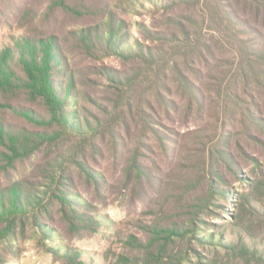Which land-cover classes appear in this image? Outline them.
<instances>
[{"label": "trees", "instance_id": "obj_1", "mask_svg": "<svg viewBox=\"0 0 264 264\" xmlns=\"http://www.w3.org/2000/svg\"><path fill=\"white\" fill-rule=\"evenodd\" d=\"M234 1L237 9L227 17L232 38L238 32H247L253 34L256 42L247 44L238 37L239 52L229 55L228 59H249L245 71L258 75L257 80L264 79V0ZM150 2L158 6V0ZM7 6L6 11L3 7ZM97 13L100 19L86 25L85 18ZM0 22L10 30L0 44V233L14 237L21 229L24 234L30 221V238L40 239L43 244L46 241V250L56 260L63 264H87L80 249L62 243L63 230L79 235L95 234L103 226V216L91 198L96 196L105 204L110 203L114 184L111 175L97 161L96 156L98 160L105 159L106 148L104 138L96 137V132L112 130L111 138L117 143L114 146H125V141L120 140L131 132V109L130 101L114 110L103 105L101 115L94 121L82 119L71 73L72 58L65 44L75 42L91 56L102 50L108 56L128 59L152 56L153 51L138 38L128 35L127 21L113 9L107 5L103 11L89 8L85 0H0ZM167 23L182 26L185 40L180 42L195 43L191 36L198 31L190 33L186 25L173 17H168ZM196 24L197 21L192 23L194 27ZM138 26L149 40H165L169 36L166 30L152 29L144 22ZM172 35L176 37L175 32ZM210 53L214 55L213 51ZM185 79L193 89L189 91L195 95L199 87L189 77ZM115 81L121 83V76L117 75ZM260 87L264 91L263 83ZM250 98V109L243 108L244 114L251 110L262 113L258 93L251 92ZM170 102L172 107L160 123L154 119V123L165 128V122L176 120L173 114H177L179 126H188L191 108L193 111L196 106L205 108L210 101L202 103L201 97H195L184 113L177 100L170 99ZM254 116V129L264 132V116ZM149 117L152 119L153 115ZM149 128L155 139L163 143L175 141L162 129L153 125ZM250 136L264 148V140L259 135ZM240 148L241 154L256 167V177L243 175L234 157L224 159L220 152L213 154L209 164L196 163L182 173L183 180L179 182L183 190L170 210L173 215L155 218L143 226L145 238L131 234L123 239L125 251L117 255L115 264H219L216 255L222 251L230 256L228 261L240 259L244 264H264V247H250L243 235L237 242L226 243L220 234L211 231L214 225L206 218L216 206L213 200L217 195L224 198L230 195L219 184L225 180L226 170L247 182L250 190L249 194L241 195L239 214L230 210L231 217L244 219L241 213L244 214L248 204L252 214L259 212L255 203L264 206V161L249 154L242 144ZM126 170L121 202L134 200L136 187L149 183L153 174L137 157L130 160ZM77 179L84 185L86 181V189H81Z\"/></svg>", "mask_w": 264, "mask_h": 264}, {"label": "rangeland", "instance_id": "obj_2", "mask_svg": "<svg viewBox=\"0 0 264 264\" xmlns=\"http://www.w3.org/2000/svg\"><path fill=\"white\" fill-rule=\"evenodd\" d=\"M234 2L158 0V6H155L150 0H85V6L89 8L103 11L107 5L109 9H113L118 17L127 21L125 31L128 35L138 38L140 43L153 51L152 56L128 59L108 56L102 50H98V55L91 56L78 48L75 42L65 44L66 51L72 58L71 73L74 75L82 119L94 121L96 116L101 115L103 105L114 110L125 107L130 101L131 109V132L125 135L124 140H120L125 141V146H114L117 143L116 139L111 138L112 130L109 132L105 129L103 132L100 129L96 132V137L104 138L106 148L105 159L98 160L96 156L97 161L111 175L114 184L110 203L105 204L96 196L91 198L103 216V226L95 234L84 232L79 235L63 230L62 243L80 249L83 252L82 259L87 264H115L117 255L125 251L123 239L131 234L145 238L143 226L153 222L155 218L173 215L170 210L176 205L178 193L183 190L179 182L183 180L182 173L192 169L196 163L209 164L213 154L220 152L224 159L234 157L236 167L242 169L243 175L256 177L257 169L241 154L240 144L249 154L264 161L263 146L250 136L254 133L264 140V132L255 130L252 123V115L257 118L264 116V91L260 87V84H264V79L261 77L257 80L258 75L245 71L249 59H228L229 55L239 52L241 46L238 37L247 41V44L256 42L253 34L247 32H238L237 37L232 38L227 17L237 9ZM3 8L7 11L8 6ZM168 17L186 25L190 33L198 31V34L191 36L195 43L180 42L185 40L184 30L180 24H168ZM99 19L98 13L94 14L85 18V24H94ZM195 21L197 24L194 27L192 23ZM139 22H144L155 30H166L169 32L168 38L149 40L147 34L139 29ZM172 32L176 33V37ZM9 33L10 30L0 22V44L4 35L8 36ZM117 75L121 76V83L115 81ZM186 76L199 87L196 89L197 95L189 91L193 89L189 87ZM254 79L258 82L257 87ZM234 91L238 93L234 95ZM251 92L258 93L262 113L251 110L245 115L243 108L250 109ZM195 97H201V102H210L205 108L196 106L194 111L191 108L187 116H190L188 126H179L177 114H173L176 120L172 123L170 120H163L167 121L166 128L154 123V119L160 123L163 115L172 107L170 99L177 100L184 113ZM150 115H153L152 119ZM116 116L119 117L118 113ZM150 125L172 135L175 141L165 140L163 143L161 139H155ZM118 130L121 131V128ZM133 157L150 167L153 174H150L149 183L136 187L134 200L129 198L126 202H121L119 197L120 191H124L123 177ZM224 179L219 184L228 189L230 195L226 198L217 195L214 198L216 206L206 216L214 225L210 226L211 231L220 234L222 241L226 243L237 242L240 235H243L250 247L263 248L264 206L252 202L257 205L259 212L252 214L248 204L244 208V214L241 213L244 219L231 217L230 210L239 214L241 195L249 194L250 190L247 182L240 181L229 170L225 171ZM77 182L83 190L88 186L86 181L85 185L79 179ZM157 212L166 214L158 215ZM26 225L28 230L24 234L21 229L14 237L0 233V264H63L46 250V241L43 244L40 239L30 238L31 222L27 221ZM56 227L61 229L59 225ZM216 257L219 264L230 259L224 251ZM228 262L244 264L240 259Z\"/></svg>", "mask_w": 264, "mask_h": 264}]
</instances>
